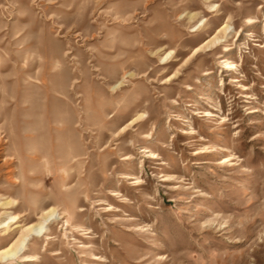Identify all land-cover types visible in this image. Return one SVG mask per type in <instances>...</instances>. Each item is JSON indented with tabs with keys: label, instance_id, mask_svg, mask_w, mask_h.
<instances>
[{
	"label": "rangeland",
	"instance_id": "1",
	"mask_svg": "<svg viewBox=\"0 0 264 264\" xmlns=\"http://www.w3.org/2000/svg\"><path fill=\"white\" fill-rule=\"evenodd\" d=\"M1 201L0 264H264V0H0Z\"/></svg>",
	"mask_w": 264,
	"mask_h": 264
},
{
	"label": "bare ground",
	"instance_id": "2",
	"mask_svg": "<svg viewBox=\"0 0 264 264\" xmlns=\"http://www.w3.org/2000/svg\"><path fill=\"white\" fill-rule=\"evenodd\" d=\"M211 6H213V5H210V7ZM233 67L234 65L233 64H230V65H227V67ZM10 204V201H1L0 202V207H2V208H4L5 206H7V205H9ZM48 212V211H47ZM54 213V211H52L51 209L49 210V212L47 213V215L44 217V220H47L48 218H50L51 216H52V214ZM8 217L10 218V219H15V215H13V214H10V215H8ZM39 228H41V225H39V226H36V227H34L33 228V230H36V229H39ZM2 252L4 253V255H1L3 258H6V257H9V256H12V255H14L15 254V252L14 251H12V250H2Z\"/></svg>",
	"mask_w": 264,
	"mask_h": 264
}]
</instances>
